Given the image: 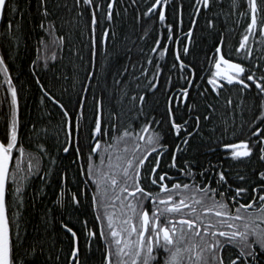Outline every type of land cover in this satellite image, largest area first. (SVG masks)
<instances>
[{
    "label": "trees",
    "instance_id": "obj_1",
    "mask_svg": "<svg viewBox=\"0 0 264 264\" xmlns=\"http://www.w3.org/2000/svg\"><path fill=\"white\" fill-rule=\"evenodd\" d=\"M151 1L155 0H115L112 17L106 20L102 15L108 11L110 0H93L91 5L85 4L84 0L79 3L77 0H7L1 13L0 57L8 69L7 78L11 79L17 100L18 147L13 150L6 185V212L13 256L17 261L70 264L74 244L72 236L64 230L66 224L76 232L79 264H104L108 247L106 244L104 248L105 241L97 229L102 225L107 233V220L96 217L104 216L105 212L113 214L114 226L119 229L124 209L120 201L111 199L121 195L119 191L112 192L111 184L106 182L97 192L94 179L85 174L92 143L85 137H89L98 111L103 123L109 126L108 135L102 138L101 149L93 154V161L100 166L101 172L112 174L110 163L123 164L126 156H139L140 150L133 152L135 144L143 146L148 136L160 133L161 143L168 147L157 149V153L163 152L158 171L168 172L171 179L165 183L169 186L176 182L197 183L201 187L207 184L211 188H221L217 193L222 191L225 195L229 191L234 195L236 187H245L248 193L239 197L241 203L251 201L254 194L259 196V192L251 191L264 184L259 175L264 171V160L260 158L262 145L259 134L252 135L256 127L264 131V120L253 118L257 111L251 112L257 108L260 98L256 87L242 90L227 83L216 89L208 83L214 74L213 50L221 38L223 53L228 54L238 48L243 36H248L246 45L252 50V57L245 58L246 53L241 50L237 53L240 63L257 59L258 53L264 52V37L259 30L254 29L253 34L241 26L243 20L250 17L247 0H209L207 7L202 5L198 21L202 19L203 27L197 24L194 28L187 53L178 49L186 68L177 64L171 45L163 55L160 49L169 41L168 25L173 26L171 43L177 38L183 41L188 21L175 23L177 13L198 9L201 0H168L167 4L163 0L161 5L165 7L166 17L163 22L157 13L144 16ZM257 4L259 20L264 17V0H257ZM210 11L215 12L213 19L208 17ZM93 12L95 25L92 23ZM200 28L205 29L199 31ZM158 39L161 41L159 46L156 44ZM153 48L157 50L154 52ZM172 68L174 70H170ZM190 68L194 71V80L189 95L185 101L180 96L177 103L173 96L170 103L174 108L179 105L177 122L187 120V131L193 132L185 145L181 140L186 133L182 130L177 137L170 130L166 109L170 95L188 85ZM250 69L257 79V67L250 66ZM7 78L0 71V140L5 139L13 112ZM152 83L157 87L151 88ZM42 91L65 106L73 124L79 114L81 158H77L74 147L64 154L62 112ZM141 96L144 97L142 101ZM242 108L249 110L247 116ZM196 117L200 118L198 127ZM111 124L116 125L115 130ZM145 125L148 131H143ZM125 129L133 135L114 142L112 137L120 136ZM139 136L145 139L140 140ZM239 140L249 141L252 152L248 157L233 158L230 150L222 147L224 143H238ZM105 141L114 147L106 150ZM176 145L180 150L176 151V167L173 168L169 166ZM20 147L24 149L23 156H20ZM101 155L103 165H100ZM17 157L20 159L18 167ZM154 158V154H149V161ZM149 161L141 171L142 186L155 193L159 191L158 187L147 178L151 167ZM185 168L192 175L186 176L181 171ZM221 171L227 184L216 182ZM116 175L119 183V173ZM241 176L243 181L238 179ZM229 185L233 190H228ZM16 188L20 190L18 194ZM73 193L77 194L79 203L73 202ZM93 195L97 196L96 205H93ZM145 205L148 206L147 200ZM259 205L255 203L256 208ZM134 222L139 224L138 220L134 219ZM89 230L97 235L90 237ZM109 248L112 264H118L119 260L130 264L129 257L118 256L115 244H109Z\"/></svg>",
    "mask_w": 264,
    "mask_h": 264
},
{
    "label": "snow or ice",
    "instance_id": "obj_2",
    "mask_svg": "<svg viewBox=\"0 0 264 264\" xmlns=\"http://www.w3.org/2000/svg\"><path fill=\"white\" fill-rule=\"evenodd\" d=\"M77 2L79 3V0ZM247 2L251 12V21L247 26L248 31L253 33L254 29H258L260 35L264 37V17L259 20L257 18V12L260 10L257 0H247ZM84 3L91 5L93 0H84ZM160 3L161 0H155L145 15L156 10L159 13L160 21L163 22L166 17L164 10L157 7ZM164 3L167 4L168 0H164ZM208 3L209 0H203L205 7L208 6ZM6 6L7 0H0V13L3 12ZM96 7L99 8V5L97 4ZM107 7L109 9L107 18L111 19L113 4L110 2ZM92 23L93 25L96 23L95 12H93ZM172 27V25H168V40L173 39L171 35ZM190 34L191 29H189ZM247 40V35L242 37L236 49L238 54L241 50H244L246 53L245 58L252 57V50L246 45ZM160 43L161 41L158 39L156 41L157 46ZM222 44L223 38H221L220 44L215 48V54L218 56L215 59L216 71L212 77H209L208 83L213 88L223 87L219 80L216 79L223 78L228 84L236 82L243 88H250L254 85L259 89L260 93H264V76L257 80L254 71L246 68L242 63L226 58L222 54ZM156 50V48L152 49L154 52ZM160 51L162 55L165 54L167 45L161 48ZM183 51L184 53L188 52L187 45L184 46ZM176 59L180 60L178 52L176 53ZM180 64L182 67H187L182 60H180ZM221 64L225 67L222 68ZM173 66L175 67V65ZM0 71H3L7 78L8 69L2 57H0ZM37 82L39 83V81ZM7 83L12 93L13 112L5 139L0 140V264H24L23 260L17 261L14 259L9 222L6 215V184L8 181L9 163L13 159V150L18 147V120L15 110L17 103L16 91L10 78H7ZM186 83H193V81H186ZM150 87L156 88L157 84L152 83ZM180 95L186 99L189 95V89L182 87ZM143 99L144 97L141 96L140 100L142 101ZM53 100L62 110L65 134L62 150L68 153L70 147H74L77 158H81L80 140L82 129L79 124V114L76 118L77 122L73 124L72 117L65 106L54 97ZM185 106L191 108L190 105ZM178 107L179 105H176L175 108L172 106L167 107V123L170 130L174 131L177 137H179L182 130L186 133L181 140V143L186 145L188 138L193 135V132L187 131V120H183L182 123L177 122L176 108ZM261 115L264 116V113ZM199 119V117H196L197 127ZM257 119H260V117ZM110 127L115 130L116 125L111 124ZM108 129L109 126L103 123L102 115L98 111L89 137H85V140L91 139L92 141L87 155L85 174L94 179L97 192H100L101 185L107 182L111 184L112 192L119 191L121 194L111 197L113 200L120 201V205L124 209L121 228L118 229L114 226V216L111 213L105 212L104 216L97 215L96 217L97 220H107L108 231L106 233L104 228L101 227L99 236L106 244H115L118 256L129 257L130 264H184V253H191V256L196 257L194 264H264V184L258 185L251 190L252 193L259 192V208L255 207V195L252 201L248 203L239 202L238 198L248 193V189L245 187H236L233 190L231 185H229V190L234 191V195L231 197V201L234 203L230 208L229 203L226 202L225 193H217L216 188H211L207 184L201 187L197 183L176 182L171 183L169 186V184L165 183L167 179H171L168 172L158 171L161 168L163 152L157 153V149H167L168 147V145L161 143L162 137L160 133H153L148 136L143 146L139 143L135 144L133 152L140 150L139 156H126L123 164L111 165L110 163L109 167L112 174L109 171L101 172L100 166L93 161V154L101 149L102 138L108 135ZM143 131H148L147 125L144 126ZM257 134H259V143L262 145L260 147V158L264 160V131H262L261 127H256L252 133L253 136ZM132 135L133 133L125 129L120 136L112 137V140L114 142L122 141L124 137H131ZM139 139L144 140L145 138L139 136ZM113 147L114 144H107L105 141L106 150ZM222 147L230 150V155L233 158L248 157L252 152V147L249 146L248 140H239L238 143H224ZM179 150L180 146L176 145V150L171 154L169 167H176V151ZM19 152L20 156H23V147L19 148ZM149 154L155 155L154 161H149ZM119 159L120 157L117 156V160ZM109 160L111 161L110 154ZM146 161L151 164L147 178L152 185L157 186L159 189L155 193L142 186L141 171ZM19 162L20 159L17 157V167ZM185 163L188 164L187 161ZM100 165H103V155H101ZM29 167H32L31 163ZM181 171L186 176L192 175L187 168L181 169ZM116 173H119V183ZM259 175L264 179V171L260 172ZM238 179L243 181L244 177L241 176ZM216 182L218 185L227 184L224 172L218 173ZM85 185H87V180ZM19 191V188L15 189V193L18 194ZM217 195L221 198L216 199ZM72 199L73 202L79 203L76 193H73ZM146 200L153 202L150 208L145 205ZM96 204L97 196L93 195V205ZM104 207H107V205H104ZM201 213L214 215L209 217ZM134 219L139 221L138 225L134 222ZM64 228L71 233L74 241L71 249L72 259L70 264H79V249L75 245L76 232L66 224ZM201 230L206 235H201ZM133 234H135V239H132ZM96 235L95 231L89 230L90 237H95ZM109 237H111V240H109ZM193 237H199L203 244H189L188 242L192 241ZM17 239H20L19 233H17ZM229 247L235 248L238 254L234 257L229 256L226 260L224 253ZM196 248H199V252L193 251ZM34 251L33 249V253ZM204 253L207 254L204 255ZM111 256L112 252L109 248L104 255V264H112ZM191 256L189 259H191ZM118 264H129V261L119 260Z\"/></svg>",
    "mask_w": 264,
    "mask_h": 264
},
{
    "label": "bare ground",
    "instance_id": "obj_3",
    "mask_svg": "<svg viewBox=\"0 0 264 264\" xmlns=\"http://www.w3.org/2000/svg\"><path fill=\"white\" fill-rule=\"evenodd\" d=\"M162 1L163 0H161V3H162ZM110 2L113 4V7H112V9H111V13L113 12V9H114V3H115V0H110ZM109 2V3H110ZM155 2V1H154ZM154 2H148V4H147V9H145V13L148 11V9L151 7V5L154 3ZM161 3L157 6L158 8H162L163 10H164V8L165 7H163L162 5H161ZM202 5L204 6V4H203V0H201V2L199 3V6H198V9H195V10H193V9H190L189 11L188 10H179L178 11V13H177V17H176V21H175V23H178V21H179V23L180 22H185L184 20H186V21H188V23L187 22H185V23H187L188 24V26H187V28H186V31L183 33L184 34V39H183V41L182 40H180V39H177L174 43H171V41L169 40V41H167V43H166V45H167V48L169 47V45H171L170 46V48H172V49H174V57H175V60H176V62H177V64L179 65V66H181V64H180V60H177L176 59V53L178 52V49H183L184 48V46L185 45H187L188 46V49H189V40H190V35L192 34V32H193V30H194V28L196 27V25L198 24L199 26L201 25L202 27H203V21H202V19H201V22H199L198 21V19H199V14H200V10H201V8H202ZM205 7V6H204ZM108 11H109V9H108ZM108 11H105V12H103V18L104 19H106V20H109L108 18H107V13H108ZM165 12V11H164ZM152 13H157V14H159L158 13V11H156V10H153V12ZM152 13H149L148 15H145L144 14V16H149V15H151ZM208 17H209V19H213L214 17H215V12L214 11H210V13H208ZM250 21H251V12H250V17H249V19H247V20H243V22H242V28H244L246 31H248V24L250 23ZM190 25V26H189ZM204 26H206V24L204 25ZM189 29H191V34L189 35ZM203 29H205V28H200L199 29V31H202ZM107 30V29H106ZM106 30H103L104 32L106 31ZM162 33L163 34H165L166 33V31H165V28L164 27H162ZM187 37V38H186ZM244 37V36H243ZM186 38V39H185ZM187 40V41H186ZM220 44V43H219ZM216 48V47H215ZM221 49H222V45H221ZM214 51V59H216V58H218V56H216V54H215V49L213 50ZM222 54H224L223 53V50H222ZM225 55V57L226 58H230V59H232L234 62H237V63H240L239 62V60H238V55H237V52H236V50L235 51H232L231 50V52L230 53H228V54H224ZM187 58V57H186ZM241 59H243V58H241ZM189 61V60H188ZM244 62V61H243ZM246 68H248V69H250V66H252V67H257V70H258V73H259V77H257V79L259 80L260 79V77L261 76H264V52H261V53H258V58L257 59H252V60H250V61H248V62H244V63H242ZM182 67V66H181ZM224 67V66H223ZM222 67V68H223ZM186 68V67H185ZM170 70H174V68H172V69H170ZM190 70L191 71H189L190 73V79H189V81H193L194 80V71L190 68ZM216 70H215V62H214V64H213V72H215ZM201 75H203V73L201 74ZM220 84H222L223 86L224 85H226L227 84V81H224V82H219ZM191 84L192 83H188V85L187 86H183L184 88H188L189 90H190V87H191ZM233 84H235V85H237L238 87H240V88H243V86H241V85H239L238 83H236V82H234ZM230 85H232V84H230ZM182 88V87H181ZM181 88H179V89H177V91L176 92H173L171 95H170V97H171V99H170V97L168 98V102H167V106L169 107L170 106V103H171V100H172V98H173V96H175V103H177V101H178V98L181 96L180 95V89ZM221 87H217L216 89H220ZM243 89H248V88H243ZM256 90H257V92H258V94H259V96H260V98H259V100H258V103H257V108L256 109H252V111L251 112H253V111H257V113H255L254 115H253V118L255 117V118H258V117H260V119L259 120H261L262 121V119L264 120V116H262L261 114L262 113H264V93H260V91H259V89H257L256 88ZM42 93H45L44 91H42ZM44 95V94H43ZM45 95H47L46 93H45ZM44 95V96H45ZM48 96V95H47ZM46 97V96H45ZM49 97V96H48ZM50 98V97H49ZM182 99H183V101H185L186 99L185 98H183L182 97ZM55 105L57 106V108L62 112V110L59 108V106L55 103ZM242 110V112H243V114H248L249 112V110L247 111V110H245V108H242L241 109ZM253 114V113H252ZM247 116V115H246ZM180 145V144H179ZM65 154V153H64ZM7 185V184H6ZM232 193L230 192V194L229 195H226V196H228V197H232ZM254 195H257V194H254ZM259 197V196H258ZM239 199V198H238ZM240 202V201H239ZM241 203V202H240ZM260 203V202H259ZM101 227H102V225L97 229V233L99 234V232H100V230H101ZM64 230L69 234V232L64 228ZM70 235V234H69ZM71 236V235H70ZM73 239V238H72ZM76 240H77V238H76ZM73 244H74V241H73ZM105 246H106V243H105V245H104V248H105ZM107 247H108V249H109V244H107ZM72 258L70 257V260H71Z\"/></svg>",
    "mask_w": 264,
    "mask_h": 264
},
{
    "label": "flooded vegetation",
    "instance_id": "obj_4",
    "mask_svg": "<svg viewBox=\"0 0 264 264\" xmlns=\"http://www.w3.org/2000/svg\"><path fill=\"white\" fill-rule=\"evenodd\" d=\"M216 79H218L219 80V82L221 81V82H224V81H226V80H224L223 78H216ZM263 124V123H262ZM177 178V177H176ZM157 187V186H156ZM217 190H222L221 188L220 189H217ZM229 190V189H228ZM220 192H222V191H220ZM227 195H229L230 194V191H229V193H226ZM256 196V200H255V203H257V204H260L259 202V197H258V195H255ZM217 199H220L221 197H219V195H217V197H216ZM225 198H226V202L227 203H229V206H230V208L233 206V201H231V197H228V196H226L225 195ZM148 201V206L147 207H151V204L153 203L152 201H149V200H147ZM252 201V200H251ZM233 210H234V208H233ZM201 235H206V234H204L203 233V231L201 230ZM189 244H191V243H195V244H198V245H202L203 244V241H201L200 240V238L199 237H193V240L192 241H190V242H188ZM183 246V245H182ZM193 251H196V252H199V248H196V249H194ZM207 253H204V255H206ZM238 254V252H237V250L235 249V248H232V247H229L228 249H227V251L224 253V255H225V258H226V260H227V258L229 257V256H235V255H237ZM191 256V253H184L183 254V259H184V264H194V262H195V260H196V257L195 256H191V259H189V257Z\"/></svg>",
    "mask_w": 264,
    "mask_h": 264
},
{
    "label": "water",
    "instance_id": "obj_5",
    "mask_svg": "<svg viewBox=\"0 0 264 264\" xmlns=\"http://www.w3.org/2000/svg\"><path fill=\"white\" fill-rule=\"evenodd\" d=\"M0 23H1V13H0ZM224 65L223 64H221V67H223ZM225 67V66H224ZM215 70H216V68H215ZM44 95H45V93H43ZM52 103H54L55 104V102L51 99V98H49L47 95H45ZM65 153V152H64ZM6 215H7V212H6ZM70 235H71V233H69ZM72 236V235H71ZM73 238V237H72ZM75 245L77 246V240H75Z\"/></svg>",
    "mask_w": 264,
    "mask_h": 264
}]
</instances>
